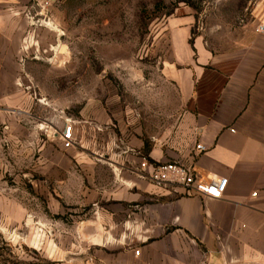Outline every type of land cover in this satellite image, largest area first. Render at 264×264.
Segmentation results:
<instances>
[{"label": "crops", "instance_id": "0c3cea01", "mask_svg": "<svg viewBox=\"0 0 264 264\" xmlns=\"http://www.w3.org/2000/svg\"><path fill=\"white\" fill-rule=\"evenodd\" d=\"M31 1L0 0L7 127L15 108L28 104L18 70ZM195 22L180 10L163 20L159 75L144 78L132 97L115 95L54 128L49 114L29 115L40 122L24 144L29 174L38 169L47 193L55 183L78 211L61 231V242L75 243L66 254L78 264H264V134L257 132L264 130V35L244 25L234 41L215 46L194 32ZM64 128L75 140L68 149ZM143 157L185 164L205 181L225 177L226 190L212 199L158 186L138 173Z\"/></svg>", "mask_w": 264, "mask_h": 264}, {"label": "rangeland", "instance_id": "374dc122", "mask_svg": "<svg viewBox=\"0 0 264 264\" xmlns=\"http://www.w3.org/2000/svg\"><path fill=\"white\" fill-rule=\"evenodd\" d=\"M46 1L23 11L31 35L18 85L28 104L10 114L9 127L0 123V264H78L66 254L75 243L61 242L62 223L71 224L78 211L62 202L55 183L47 193L38 169L29 174L24 144L40 125L31 113L49 114L54 128L115 95L132 97L144 78L159 75L163 51L156 42L163 20L177 10L193 14L194 32L215 46L264 15V0Z\"/></svg>", "mask_w": 264, "mask_h": 264}, {"label": "built area", "instance_id": "2783aa9c", "mask_svg": "<svg viewBox=\"0 0 264 264\" xmlns=\"http://www.w3.org/2000/svg\"><path fill=\"white\" fill-rule=\"evenodd\" d=\"M54 0H47L50 3ZM255 30L264 35V15L257 21ZM233 131H235L233 129ZM62 145L65 149L71 148L75 145V140L70 128L63 129ZM196 149L205 151L206 146L197 144ZM138 173L149 178L154 184L158 186L173 185L182 186L187 194L199 195L209 197L212 199H219L226 190L228 179L221 177L219 179H212L205 181L192 167L179 162L167 163H153L148 161L145 157L139 163ZM139 255L140 251H135Z\"/></svg>", "mask_w": 264, "mask_h": 264}]
</instances>
